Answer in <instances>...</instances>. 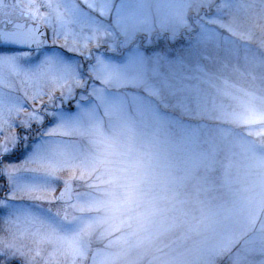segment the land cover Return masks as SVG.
I'll return each instance as SVG.
<instances>
[{"label": "rangeland", "instance_id": "1", "mask_svg": "<svg viewBox=\"0 0 264 264\" xmlns=\"http://www.w3.org/2000/svg\"><path fill=\"white\" fill-rule=\"evenodd\" d=\"M75 4L78 47L123 70L86 73L79 118L55 121L45 164L21 172L38 182L50 168L48 190L14 189L25 200L2 218V242L29 245L28 264H264V0ZM62 7L0 0V20ZM50 95L59 101L53 78L37 85L0 63V142L29 130L31 145L41 126L22 122ZM12 156L6 166H23ZM67 181L61 215L37 203Z\"/></svg>", "mask_w": 264, "mask_h": 264}, {"label": "snow or ice", "instance_id": "2", "mask_svg": "<svg viewBox=\"0 0 264 264\" xmlns=\"http://www.w3.org/2000/svg\"><path fill=\"white\" fill-rule=\"evenodd\" d=\"M61 3V15L54 18L38 9L32 13L36 21L34 24H17L11 31L6 30V25L0 20V63L7 62L17 72L23 70L25 78L37 85L42 78L51 77L58 82L60 91L58 102L55 95H50L49 107H45L44 101H40L39 108L29 113L31 118L22 122L24 129L31 128L34 123L41 126V132L31 145L28 144L26 132L22 149L19 147V135L13 138L11 144L0 142V159L8 160L18 151L26 157L23 166L9 163L0 168V177L6 178L10 185L16 183L17 187L36 193L47 191L46 183L26 185L21 172L36 171V166L45 164L48 138L53 133L52 125L55 121L75 122L79 118V110L86 97L83 92L78 94L76 89L88 87L89 77L86 73L99 71L114 74L123 70L122 66L105 61L102 52L94 54L90 49L87 53L81 51L78 45L82 43L84 48H88V36L85 35L81 40L80 34L69 26L72 19L81 20V10L76 6L75 0H61ZM105 3L110 4V0H105ZM58 37H62L64 43L58 42ZM69 39L72 40L71 45L68 44ZM81 56L89 62L87 68L84 66V60L80 59ZM37 94L44 93L40 90ZM46 122L48 127L44 128ZM60 126H63V123ZM54 175L49 168L42 180L46 181ZM7 196L9 200L14 198L12 190Z\"/></svg>", "mask_w": 264, "mask_h": 264}, {"label": "flooded vegetation", "instance_id": "3", "mask_svg": "<svg viewBox=\"0 0 264 264\" xmlns=\"http://www.w3.org/2000/svg\"><path fill=\"white\" fill-rule=\"evenodd\" d=\"M26 133L29 138L30 131L28 130L26 131ZM21 141L23 140L21 139ZM17 161H19L18 158L14 156H11L10 159L8 160L0 159V168H4L6 166L5 163L7 162H17ZM23 181L26 185H31L33 183L38 184L41 182L46 183V181H38V182H30V181L27 182L25 180ZM52 185H54V187ZM62 185L63 184H59V183L50 184L49 186L50 187L52 186V188H54L53 193H52L53 200L51 202L37 201V203H39V205L42 207L49 206L48 209L54 208L55 213L61 215L62 213H58L59 212L58 210H60L59 205H62L63 203L56 200L55 197H56V193L58 189L62 187ZM16 188H17L16 183H13L10 185L6 178L0 177V201H5V203H0V237L6 236L8 233V228H9L8 226L9 223L3 222L2 218L6 217V215L9 214V212L12 210V206L15 205L18 201H21L24 203V200H25V198H16L17 196H14L13 199H10V200L8 199L7 194L9 193V191L12 190V192L14 193L15 191L14 189ZM73 190H74V185L72 184V192ZM27 193H30V191H27ZM38 194L44 195V193H38ZM35 201L36 200H34V203ZM2 241H4V238L0 239V264H28L27 260L30 258V246L29 245L28 246L26 244L22 245L20 242H11V240H8L9 242H7L6 239H5V242H2ZM35 246L38 247L37 245Z\"/></svg>", "mask_w": 264, "mask_h": 264}, {"label": "water", "instance_id": "4", "mask_svg": "<svg viewBox=\"0 0 264 264\" xmlns=\"http://www.w3.org/2000/svg\"><path fill=\"white\" fill-rule=\"evenodd\" d=\"M18 16H19V14H18ZM18 16L15 19L2 20L3 23L6 25V30H8V31L14 30V28L17 24H23L25 26H28V25L35 23L28 18H19ZM71 191H72V184L70 182H67L57 192L56 200H58L60 202L72 201Z\"/></svg>", "mask_w": 264, "mask_h": 264}]
</instances>
